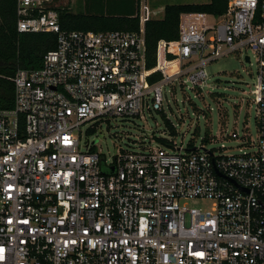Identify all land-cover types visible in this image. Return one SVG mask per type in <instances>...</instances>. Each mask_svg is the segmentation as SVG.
<instances>
[{
	"label": "built area",
	"instance_id": "1",
	"mask_svg": "<svg viewBox=\"0 0 264 264\" xmlns=\"http://www.w3.org/2000/svg\"><path fill=\"white\" fill-rule=\"evenodd\" d=\"M50 2L17 1L18 31L57 46L41 69L17 71L14 108L0 110V264H264V0H229L213 24L181 15L151 69L146 24L163 8L139 0L137 31L84 32L63 30ZM230 55L256 62V141L234 131L237 152L170 141L174 152L109 160L80 148L84 126L163 112L167 86L203 89L207 66ZM194 198L213 207L182 204Z\"/></svg>",
	"mask_w": 264,
	"mask_h": 264
},
{
	"label": "rangeland",
	"instance_id": "2",
	"mask_svg": "<svg viewBox=\"0 0 264 264\" xmlns=\"http://www.w3.org/2000/svg\"><path fill=\"white\" fill-rule=\"evenodd\" d=\"M210 1L148 0L153 9H164L166 4H205ZM91 3L92 0H51L49 6H66L74 14H93L95 10L91 8ZM103 12L109 13L111 9L106 7ZM199 20L214 23L210 16H197L193 22L197 24ZM245 53L252 56L249 51ZM252 59L253 65L237 55L210 63L207 66L209 81L203 89H190V83L167 86L163 112L145 111L142 113L143 118H108L84 126L78 132L80 148L87 152L89 142L90 150L107 160L118 155L122 149L148 150L151 146H157L175 151L161 144L156 139L158 137L175 142L183 150L189 144L192 148L210 150L225 143L228 148L235 149L233 152H237L238 141L229 138V134L237 131L241 136L248 133L253 141L258 138L257 108L251 95L257 66L255 59ZM166 119L175 127V136H171ZM224 135L226 139L219 140L224 139ZM182 204L204 211L213 207V201L205 198L187 199Z\"/></svg>",
	"mask_w": 264,
	"mask_h": 264
},
{
	"label": "trees",
	"instance_id": "3",
	"mask_svg": "<svg viewBox=\"0 0 264 264\" xmlns=\"http://www.w3.org/2000/svg\"><path fill=\"white\" fill-rule=\"evenodd\" d=\"M18 0H0V110L13 109L15 105V85L11 79L19 69L39 70L43 67L45 55L57 46V35L53 33H20L18 31L17 16ZM229 0H211L205 4H166L161 19L151 20L146 24V42L148 68L157 64L156 51L159 41L167 42L179 39L180 18L183 14H200L220 17L227 11ZM59 2L58 4H60ZM130 3V2H129ZM98 4H103L98 1ZM136 4V10L134 5ZM126 5L124 13L115 11L103 12L104 9H94V13L74 14L66 6L53 7L59 13L61 28L67 31H137L139 19L137 17L139 0H132ZM130 8V9H129ZM172 60L174 57L169 56ZM161 78L155 74L152 81ZM166 125L175 136L176 130L166 119ZM156 139L163 145L173 148V142L165 138ZM209 141V139H203ZM193 146L188 145L190 151Z\"/></svg>",
	"mask_w": 264,
	"mask_h": 264
},
{
	"label": "crops",
	"instance_id": "4",
	"mask_svg": "<svg viewBox=\"0 0 264 264\" xmlns=\"http://www.w3.org/2000/svg\"><path fill=\"white\" fill-rule=\"evenodd\" d=\"M98 1L102 2L103 4H98ZM131 1L132 0H92V3L90 5L94 9H104V10H105L106 7L107 8L111 7L112 11H115L116 14H121V13H124V10L127 7L126 5L132 6L131 5ZM135 7H136V4L134 5V10H136ZM195 15H198V16H209V15H200V14H195ZM210 17H212V16H210Z\"/></svg>",
	"mask_w": 264,
	"mask_h": 264
},
{
	"label": "water",
	"instance_id": "5",
	"mask_svg": "<svg viewBox=\"0 0 264 264\" xmlns=\"http://www.w3.org/2000/svg\"><path fill=\"white\" fill-rule=\"evenodd\" d=\"M247 61H248V58H247ZM195 150H196V148H192V149H190V151H195ZM217 173H218L219 176H222L219 172H217ZM257 201H258L259 204L264 208V204H263L260 200H257ZM262 225H264V221H263Z\"/></svg>",
	"mask_w": 264,
	"mask_h": 264
}]
</instances>
